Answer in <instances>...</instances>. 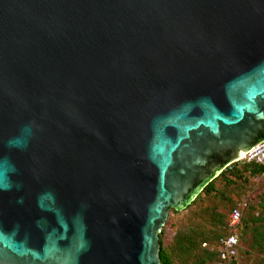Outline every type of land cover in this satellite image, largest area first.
I'll use <instances>...</instances> for the list:
<instances>
[{
	"label": "water",
	"instance_id": "1",
	"mask_svg": "<svg viewBox=\"0 0 264 264\" xmlns=\"http://www.w3.org/2000/svg\"><path fill=\"white\" fill-rule=\"evenodd\" d=\"M263 139L264 0H0V264H159Z\"/></svg>",
	"mask_w": 264,
	"mask_h": 264
},
{
	"label": "rangeland",
	"instance_id": "2",
	"mask_svg": "<svg viewBox=\"0 0 264 264\" xmlns=\"http://www.w3.org/2000/svg\"><path fill=\"white\" fill-rule=\"evenodd\" d=\"M214 188V191L209 194L196 196L198 198L194 204L186 205L176 212L168 210L166 219L161 226L162 230H165L163 234L164 244L169 242V238L175 229H185V232L193 234L196 241L197 238H200L201 233L209 235L206 230L212 232L226 231L228 228L227 214L229 208L234 204L239 207V204L245 203V206L248 205L258 212L259 200L264 197V178L262 176L245 175L244 180L224 183L219 174L214 178ZM239 208L243 216L246 214L245 218L248 214L246 209ZM216 219L219 222L215 221ZM261 225L264 226V223H261ZM234 232L237 238L239 237L240 245L235 264H263L264 251L258 247L259 241L255 230L249 227L243 229L239 222L234 228ZM167 248L168 245H166ZM200 252L201 247L197 248V245H195L188 255H185V257L180 255L179 259H174V264H200L196 259ZM205 264H208V262Z\"/></svg>",
	"mask_w": 264,
	"mask_h": 264
},
{
	"label": "trees",
	"instance_id": "3",
	"mask_svg": "<svg viewBox=\"0 0 264 264\" xmlns=\"http://www.w3.org/2000/svg\"><path fill=\"white\" fill-rule=\"evenodd\" d=\"M263 168L253 162H245L244 160H237L232 162L227 167H225L219 174L223 179L224 183H232L235 180H244L245 175L248 176H262L264 178V173L262 172ZM218 174V175H219ZM217 175V176H218ZM215 178V177H214ZM214 178L211 179L207 184L203 186V188L199 191L196 196H200V194H209L214 191ZM196 196L191 200V202L187 205L194 204ZM235 207V204L229 208V210ZM246 209L247 216L244 218L243 213L240 218V223L243 229H254L258 239V247L263 249L264 251V226L261 223H264V197L259 200V211L254 210V208L246 205L244 210ZM169 210L177 211L173 208ZM243 210V212H244ZM215 221L219 222L218 219ZM213 228V227H212ZM223 228V226H222ZM165 231V230H164ZM164 231L161 230L158 233V256H159V264H174V259H179L180 255H188L192 248L197 245V248L201 247V252L197 256V260L200 264H212V261L216 255V246L217 241L220 236H222L226 231H217L212 232L208 231L209 235L200 234V238H197V241L193 237L192 233L185 232V229H175L171 237L169 238V242L164 244L163 234ZM253 239V238H252ZM166 245L168 248L166 249ZM240 249L239 245V237L237 238V245H236V256H238V251ZM264 257V256H263ZM236 257L231 259L228 264H235ZM264 264V263H263Z\"/></svg>",
	"mask_w": 264,
	"mask_h": 264
},
{
	"label": "built area",
	"instance_id": "4",
	"mask_svg": "<svg viewBox=\"0 0 264 264\" xmlns=\"http://www.w3.org/2000/svg\"><path fill=\"white\" fill-rule=\"evenodd\" d=\"M241 159L245 162H253L260 165L264 173V139L249 148L238 160ZM239 207L244 208L245 203L239 204ZM239 207H232L227 214L228 228L217 241L216 255L212 264H227L236 257L237 235L234 232V228L240 222L242 215Z\"/></svg>",
	"mask_w": 264,
	"mask_h": 264
}]
</instances>
